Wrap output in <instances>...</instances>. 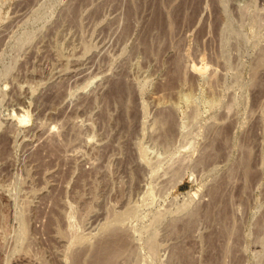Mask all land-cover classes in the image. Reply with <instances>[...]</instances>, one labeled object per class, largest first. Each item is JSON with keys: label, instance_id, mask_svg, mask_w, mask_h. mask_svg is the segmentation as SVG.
I'll use <instances>...</instances> for the list:
<instances>
[{"label": "rangeland", "instance_id": "rangeland-1", "mask_svg": "<svg viewBox=\"0 0 264 264\" xmlns=\"http://www.w3.org/2000/svg\"><path fill=\"white\" fill-rule=\"evenodd\" d=\"M102 242L264 264V0H0V264Z\"/></svg>", "mask_w": 264, "mask_h": 264}, {"label": "bare ground", "instance_id": "bare-ground-1", "mask_svg": "<svg viewBox=\"0 0 264 264\" xmlns=\"http://www.w3.org/2000/svg\"><path fill=\"white\" fill-rule=\"evenodd\" d=\"M14 117H16V116H14ZM16 119H17V121H18L19 124L23 122L22 117H21V118H18V117H17ZM108 240H109V239H108ZM114 241H115V239H114ZM116 241H117V239H116ZM116 241H115V242H116ZM121 241H122V240H121ZM121 241H120V242H121ZM111 242H112V241H111ZM120 242H119V243H120ZM105 243H106V244H105ZM105 243L103 244V242H102V244H103L104 246H102L101 248H99V247H100V246H99V247L97 248V251H99L98 253H97V251H96V256H97V257H96L95 255H94V256H95L96 258L93 257L94 261L96 260L95 264L102 263V262L104 261V259H105V261H107V260H108L107 257L110 256V255L113 256V257H114V256L117 257V255H118V254H117L118 252H116V254L114 255V253H115V248H113L114 246H112L114 243H112V245L108 244V243H110V240H109L108 243H107V242H105ZM114 245H115V244H114ZM116 245H118V244H116ZM120 246H121V244H120ZM98 249H99V250H98ZM116 249H117V248H116ZM117 251H118V250H117ZM111 256H110V258H112ZM106 258H107V260H106ZM93 259H92V260H93ZM102 259H103V260H102ZM112 259H113V260H116L115 258H112ZM92 260H91V261H92ZM98 260H99V261L101 260L102 262H98ZM105 261L103 262L104 264L106 263ZM92 262H93V261H92ZM109 262H110V261L108 260L107 263L109 264ZM111 263H112V262H111ZM111 263H110V264H111ZM89 264H91V262H90ZM112 264H113V263H112Z\"/></svg>", "mask_w": 264, "mask_h": 264}]
</instances>
